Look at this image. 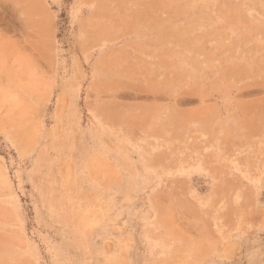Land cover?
Masks as SVG:
<instances>
[{
  "label": "rangeland",
  "instance_id": "374dc122",
  "mask_svg": "<svg viewBox=\"0 0 264 264\" xmlns=\"http://www.w3.org/2000/svg\"><path fill=\"white\" fill-rule=\"evenodd\" d=\"M0 264H264V0H0Z\"/></svg>",
  "mask_w": 264,
  "mask_h": 264
}]
</instances>
